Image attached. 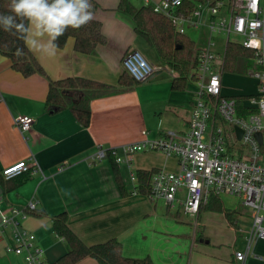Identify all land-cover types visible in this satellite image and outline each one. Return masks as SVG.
<instances>
[{
	"label": "crops",
	"instance_id": "crops-1",
	"mask_svg": "<svg viewBox=\"0 0 264 264\" xmlns=\"http://www.w3.org/2000/svg\"><path fill=\"white\" fill-rule=\"evenodd\" d=\"M96 1L99 8L93 12L94 18L101 21L107 43L98 45L94 52L77 51L74 39L69 38L56 57L34 54L47 76L39 73L24 76L0 52V172L5 166L27 160L31 155L38 162V168L24 173L18 182L0 183L2 209L23 207L30 201L37 204V210L43 215L31 213L23 226L36 234L49 262L67 252V242L53 227V217L66 212L70 227L86 244L117 238L128 257L149 256L156 264H237L236 251H244L246 264H264V239H254L248 248L252 214L245 217L238 207L232 208L226 203L222 195L219 196L225 206L236 209L234 222L223 212L207 209L209 198L199 214L192 217L183 211L180 203L168 206L162 200L133 191L131 172L179 171L175 156L145 150L135 153L130 165L119 164L129 188L127 195L120 190L110 158L92 161V155L99 148L140 141L144 130L149 138L169 131H187L194 90L191 81L183 90L172 88L177 72L135 31L133 18L118 10L120 0ZM131 1L141 7L159 0ZM191 29L194 27L188 30ZM186 34L194 40L188 31ZM226 45L225 40V49L220 52L216 43L215 51L224 53ZM196 47L201 48L197 43ZM132 50H139L156 67L155 72L131 89L92 100L88 126L82 125L70 109L56 112L46 109L49 79L83 76L117 85L125 70L123 58ZM225 73L231 72L223 71V94L239 99L244 111H252L250 99L257 92L256 79L253 77L250 87L249 82L247 86L243 79L234 77L238 85L234 93L225 83ZM18 115L34 118L29 131L21 132L17 127L14 118ZM10 237V231L0 226V264H28L23 255L8 249ZM76 264L99 262L86 257Z\"/></svg>",
	"mask_w": 264,
	"mask_h": 264
},
{
	"label": "built area",
	"instance_id": "built-area-1",
	"mask_svg": "<svg viewBox=\"0 0 264 264\" xmlns=\"http://www.w3.org/2000/svg\"><path fill=\"white\" fill-rule=\"evenodd\" d=\"M187 0H159L153 3L155 11L168 17L181 33L190 27L208 26L210 34L240 37L244 47L255 50V67L247 71L258 81L257 92L250 99L254 109L245 112L236 98L223 94L225 52L215 51L212 37L196 55V68L190 81L194 85L193 103L187 131H169L165 135L144 138L121 146L99 148L91 157L93 162L113 158L117 164L130 165L137 152L159 150L175 156L179 171L160 169L151 178L148 196L162 200L168 206L182 205L183 211L196 217L211 194L233 196L252 208V227L248 248L254 239H264V0H205L196 1L187 12ZM206 20H208L206 22ZM125 70L137 81H146L156 70L139 51L132 50L123 58ZM243 110V111H242ZM14 122L21 132L29 131L34 118L18 115ZM237 128L242 130L239 138ZM263 134L260 143L256 133ZM64 167V166H63ZM61 167V169L63 168ZM38 168L34 155L5 166L2 175L12 179ZM137 192L135 172L130 173ZM0 195V226L11 233L8 249L23 255L28 264H50L45 250L38 244L36 234L23 226V221L37 210L30 201L26 206L2 209ZM246 252L236 251L237 264H246Z\"/></svg>",
	"mask_w": 264,
	"mask_h": 264
},
{
	"label": "trees",
	"instance_id": "trees-1",
	"mask_svg": "<svg viewBox=\"0 0 264 264\" xmlns=\"http://www.w3.org/2000/svg\"><path fill=\"white\" fill-rule=\"evenodd\" d=\"M196 1L205 0H187L185 3L187 12L192 10ZM9 2L10 0H0V12L8 11ZM91 2L94 12L99 8V3L96 0H91ZM118 10L133 18L135 31L157 50L161 59L171 69L177 72L172 80V88L175 90L185 89L190 82L193 69L196 68L198 49L194 40L187 34L179 33L170 19L155 11L152 5L137 7L131 0H120ZM69 38L74 39V48L83 53H92L98 45L107 43V37L102 31V23L95 18L80 29L69 28L65 35L59 38L60 48L67 44ZM178 46L180 48H177ZM18 49L23 50L22 55H17ZM0 52L9 57L12 68L24 76L35 73L47 76L42 64L29 51L24 42L2 29H0ZM255 56L254 49L229 40L226 45L223 69L231 73L246 74L250 68L255 67ZM138 83L126 70L121 73L117 85L83 76H68L57 80L49 79V90L45 102L46 109L49 112L70 109L82 125L88 126L91 121L92 100L126 91ZM263 147L264 144H262ZM110 159L122 194H129V188L123 179L119 164L113 158ZM156 171L155 169H139L135 172L138 180L136 185L138 193L149 194L151 178ZM22 175L5 179L0 172V183L5 185L6 183L18 182ZM206 208L223 212L231 222H234L233 215L236 209L225 206L219 195L211 194ZM32 213L38 216L43 215V212L38 210L32 211ZM53 227L55 232L67 242V252L50 264H76L86 257L95 258L99 264H156L149 256L144 258L125 256L123 245L117 238L92 245L86 244L70 227L66 212H61L53 217Z\"/></svg>",
	"mask_w": 264,
	"mask_h": 264
},
{
	"label": "clouds",
	"instance_id": "clouds-1",
	"mask_svg": "<svg viewBox=\"0 0 264 264\" xmlns=\"http://www.w3.org/2000/svg\"><path fill=\"white\" fill-rule=\"evenodd\" d=\"M91 0H10L0 12V29L22 40L38 56L56 57L59 38L94 19ZM23 50L18 49L17 55Z\"/></svg>",
	"mask_w": 264,
	"mask_h": 264
},
{
	"label": "rangeland",
	"instance_id": "rangeland-1",
	"mask_svg": "<svg viewBox=\"0 0 264 264\" xmlns=\"http://www.w3.org/2000/svg\"><path fill=\"white\" fill-rule=\"evenodd\" d=\"M207 21L208 20H206V22ZM188 32H189V35L192 36V38L196 41L198 46L201 47V48L206 47L207 44H208V40L210 39V37H212V35L210 34L209 27L205 26V25H202L198 29L194 28V29H191V31L188 30ZM225 38L226 37L224 35L218 34L217 32H215L213 34V39L217 43V47L216 48L219 49L220 52H223L224 49H225V40H226ZM231 39L234 40V41H239L240 37L236 36V35H232ZM220 54H222V53H220ZM224 77H225V83L228 84V86L230 87L229 91H234V93L236 92L235 90L238 89V85L235 82V80L233 79L234 77H240L241 79H243L247 86H248V82H249L250 83V87H252V84L254 83V78L251 75L235 76V75H232L231 73H225ZM240 83L241 82H239V84ZM222 198L224 199V201L226 203H229L232 208L238 207V210L245 217H248V215L252 214V208L250 206H246L244 203H242L240 201H237L236 197L222 195ZM233 198L238 203L236 201H234ZM176 206H177V203H176Z\"/></svg>",
	"mask_w": 264,
	"mask_h": 264
},
{
	"label": "water",
	"instance_id": "water-1",
	"mask_svg": "<svg viewBox=\"0 0 264 264\" xmlns=\"http://www.w3.org/2000/svg\"><path fill=\"white\" fill-rule=\"evenodd\" d=\"M177 48H180V46H178ZM150 77H151V76H150ZM237 131H238L239 138H240L241 135H242V130L239 129V128H237ZM256 136H257V138L259 139L260 143H262V142H263V134H262L261 132H258V133H256Z\"/></svg>",
	"mask_w": 264,
	"mask_h": 264
}]
</instances>
